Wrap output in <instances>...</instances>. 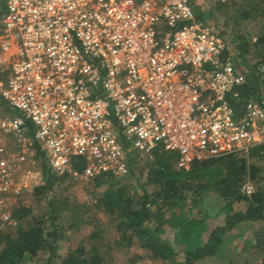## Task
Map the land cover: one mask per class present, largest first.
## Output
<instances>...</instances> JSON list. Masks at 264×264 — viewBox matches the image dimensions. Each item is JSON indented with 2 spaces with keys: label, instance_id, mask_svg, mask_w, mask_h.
<instances>
[{
  "label": "built area",
  "instance_id": "obj_1",
  "mask_svg": "<svg viewBox=\"0 0 264 264\" xmlns=\"http://www.w3.org/2000/svg\"><path fill=\"white\" fill-rule=\"evenodd\" d=\"M195 17L192 0H0V198L18 190L33 140L53 171L81 158L93 178L124 175L131 146L188 168L264 144V105L237 113L246 75ZM253 67L264 84V61Z\"/></svg>",
  "mask_w": 264,
  "mask_h": 264
},
{
  "label": "trees",
  "instance_id": "obj_2",
  "mask_svg": "<svg viewBox=\"0 0 264 264\" xmlns=\"http://www.w3.org/2000/svg\"><path fill=\"white\" fill-rule=\"evenodd\" d=\"M192 2L196 10L195 19L206 21L212 14V8L207 9L198 0ZM220 5L226 11L232 8L231 5ZM233 10V17L236 13L239 15L235 17L237 23L242 19L264 17V3L258 4L252 0L240 2ZM262 29L255 45L261 49L264 57V27ZM246 30L239 29L235 36V48L230 51L226 49L222 54L223 60L232 58L236 68L246 75L245 83L237 88L238 95L231 97L237 113L241 112L245 100L251 97L264 105L263 79L256 73L254 63L245 58L250 46ZM27 123L30 128L28 133L32 135L33 124L29 120ZM31 144L35 156L43 159L45 153L39 142L33 140ZM253 157L264 159V144L256 145L248 152L197 159L188 168H178V153L158 147L149 161L147 173L148 179L156 184L154 190L142 186L139 192H130L127 186L120 185L122 177L104 173L94 178L97 187L105 186L95 206L104 209L116 221L122 244L129 247L141 245L143 249L151 251L157 264H232L231 259L221 255L224 246L228 245L232 251L238 245L240 248L236 253L241 255L248 244L261 252L263 250V253L256 262L247 259L243 264H264V232H256L257 237H263L254 241V245L250 238L241 237L250 228H264V164H257L251 159ZM129 162V167L134 168L135 161L131 158ZM83 167V159L73 160L74 170L82 171ZM43 172V183L35 188L38 194L53 193L55 185L66 176L65 173L53 171L48 163L43 166ZM247 180L254 184V191L250 195L242 190V184ZM53 195L48 201L51 228L45 224L43 215L34 213L32 206L25 204L10 212L9 221L0 223V264H27V260L40 251L48 253L45 263L51 264L63 237L55 223L58 218L55 212L57 201L60 199H55ZM212 198L218 206L214 214L205 206ZM218 215L221 216L220 223L215 219ZM170 234L176 236V244L168 240ZM95 235L96 231L91 233V236ZM174 244L180 248L181 257L176 254ZM62 264L106 263L98 246L92 245L88 250L85 242H82L62 259Z\"/></svg>",
  "mask_w": 264,
  "mask_h": 264
},
{
  "label": "rangeland",
  "instance_id": "obj_3",
  "mask_svg": "<svg viewBox=\"0 0 264 264\" xmlns=\"http://www.w3.org/2000/svg\"><path fill=\"white\" fill-rule=\"evenodd\" d=\"M204 4L207 9L212 10V14L208 16V19L203 23L211 26L216 32L222 36L226 43V48L230 51L235 48L236 35L239 33V29L246 30L245 34L247 42L249 43L248 51L245 58L250 59V62L255 63L261 60L264 61L263 52L255 45L257 36L260 35L264 27V17L254 19H242L238 23L235 21V17L239 16L235 14L234 8L240 2H246L249 0H198ZM258 4L264 3V0H252ZM220 4H226V6H232L231 9L225 7L221 8ZM235 4V6H234ZM243 32V31H242ZM232 59V58H230ZM233 60V59H232ZM242 62V60H241ZM15 114L19 112L12 110ZM157 149V148H156ZM155 149V150H156ZM152 152H141L138 148L133 146L129 150L128 170L124 175H115L122 177L120 185L127 186V190L130 192L140 191L144 186L149 190H154L156 184L152 183L148 179V167L149 161L152 159ZM135 161L134 168H130V159ZM257 164H264L262 157L251 158ZM47 160L45 156L43 159L35 156L33 152L28 154V157L24 164H22L20 171L18 172L19 182L18 190L6 197L0 198V223L3 221L1 213L7 209L12 212L14 208L21 204L30 205L33 208V212L44 216L45 224L52 227V217L49 212L48 201L50 196L53 195L57 201L56 213L58 215L55 223L59 226L63 237L59 241L56 248L55 258L51 261V264H62V259L67 256L70 251H73L78 245L85 242V246L88 250L92 248V245L101 250V253L105 256L106 264H157L154 257L151 255V251L145 250L140 246L129 247L122 244L119 240L121 231L116 228V221L111 217L104 209H100L95 206L96 199L101 196L105 190V186L97 187L93 177H87L83 174V171H71L64 172L66 176L63 181L57 183L54 187V192H48L44 194H38L35 191L36 185H40L44 180L43 166H45ZM23 174V175H22ZM63 174V173H59ZM17 177V175H16ZM62 200V201H61ZM212 214L218 211L217 202L212 198L208 199L206 205ZM216 206V207H214ZM222 216V213H220ZM215 217L217 223L221 222V216ZM10 220V219H9ZM7 220V221H9ZM69 224H72L69 226ZM10 226V225H6ZM16 226V225H14ZM243 227V226H242ZM96 231V235L93 237L91 233ZM264 232V228L260 230H254V228L248 229L241 237H248L252 242L260 240L263 236H258L256 232ZM206 233V231H205ZM262 235V234H261ZM255 237V238H254ZM168 240H172L176 244V236L170 234ZM256 242L253 243V245ZM174 244V245H175ZM1 246V245H0ZM242 254L236 253L240 247L237 245V249L234 248L231 253L228 245L224 246L221 255L223 258L231 259L232 264H243L245 260L251 259L256 262L262 255V252L256 248L247 245ZM176 247V245H175ZM176 254L181 257L179 247H176ZM250 248V249H249ZM232 249V248H231ZM48 257V253L40 251L36 256L27 260V264H46L45 260ZM59 257V258H58Z\"/></svg>",
  "mask_w": 264,
  "mask_h": 264
},
{
  "label": "crops",
  "instance_id": "obj_4",
  "mask_svg": "<svg viewBox=\"0 0 264 264\" xmlns=\"http://www.w3.org/2000/svg\"><path fill=\"white\" fill-rule=\"evenodd\" d=\"M220 37H221V36H220ZM262 61H263V60H262ZM255 63H256V62H255ZM255 63H254V64H255ZM254 64H253V65H254ZM45 158H46V155H45ZM46 160H47V158H46ZM263 223H264V222H263ZM243 251H244V250H243Z\"/></svg>",
  "mask_w": 264,
  "mask_h": 264
}]
</instances>
